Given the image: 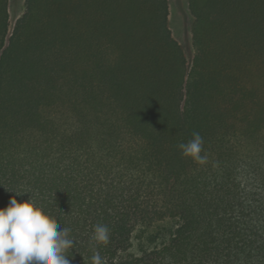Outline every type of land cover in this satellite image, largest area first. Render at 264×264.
<instances>
[{"label": "trees", "instance_id": "obj_1", "mask_svg": "<svg viewBox=\"0 0 264 264\" xmlns=\"http://www.w3.org/2000/svg\"><path fill=\"white\" fill-rule=\"evenodd\" d=\"M188 9L190 65L168 0H24L12 29L0 0V207L26 191L71 264H264V0Z\"/></svg>", "mask_w": 264, "mask_h": 264}, {"label": "clouds", "instance_id": "obj_2", "mask_svg": "<svg viewBox=\"0 0 264 264\" xmlns=\"http://www.w3.org/2000/svg\"><path fill=\"white\" fill-rule=\"evenodd\" d=\"M203 137L198 132L192 139L177 147L182 155L204 163ZM21 195L25 192H14ZM12 196L5 207H0V264H71L67 255L75 241L70 238V229L60 223L43 205L31 196L18 201ZM92 239L99 244L109 242V228L104 224L94 226ZM92 264H105L99 251L93 248Z\"/></svg>", "mask_w": 264, "mask_h": 264}, {"label": "rangeland", "instance_id": "obj_3", "mask_svg": "<svg viewBox=\"0 0 264 264\" xmlns=\"http://www.w3.org/2000/svg\"><path fill=\"white\" fill-rule=\"evenodd\" d=\"M169 3V26L173 37L183 48L188 65L193 57L191 39V27L193 16L188 9V0H168ZM24 0H9V23L12 29L16 19L22 14Z\"/></svg>", "mask_w": 264, "mask_h": 264}]
</instances>
